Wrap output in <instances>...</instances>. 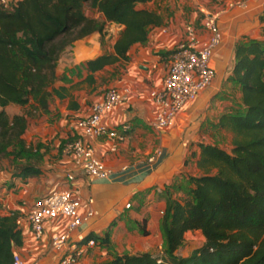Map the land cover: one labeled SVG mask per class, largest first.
I'll return each mask as SVG.
<instances>
[{
  "label": "crops",
  "instance_id": "crops-1",
  "mask_svg": "<svg viewBox=\"0 0 264 264\" xmlns=\"http://www.w3.org/2000/svg\"><path fill=\"white\" fill-rule=\"evenodd\" d=\"M236 2H246L247 6ZM140 7L154 10L164 22L150 26L147 41L134 44L127 59L89 70L90 60L115 53L123 26L107 22L102 32L77 40L62 51L56 63L57 77L48 88L47 110L34 108L33 101L6 107L15 115L34 104L31 108L35 114L25 113L28 127L24 136L27 146L39 148L42 154L37 163L41 173L36 176H19L8 160L0 159V214L19 213L22 243L14 252L23 264L58 263L61 253L53 247L52 238L66 230L68 218L46 219L38 238L28 213L35 199L67 188L83 199L92 198L96 212L72 232L71 241L85 244L90 234L102 238L110 229V243L101 244L98 239L94 246H87L79 264H108L118 254L161 253L167 194L174 199L186 197L188 178L202 174L197 165L200 144L224 147L232 135L219 122L223 114L243 110L241 87L232 79L236 46L264 39V0H154ZM203 10L219 13L222 41L211 61L216 76L194 101L183 106L172 126L157 128L153 121L159 107L150 92L162 88L173 53L186 40V26L202 27ZM85 13L89 18L105 20L96 8L89 6ZM111 87L122 90L124 100L105 115L104 121L117 129L129 125L130 130L122 142L105 135L92 140L97 158L113 170L102 179L87 176L64 147L69 141L84 138L78 121L91 114L92 105ZM10 159L16 165L26 163L14 161L13 156ZM70 172L75 180H67ZM81 214H85L83 209ZM180 252L190 254L182 248Z\"/></svg>",
  "mask_w": 264,
  "mask_h": 264
},
{
  "label": "trees",
  "instance_id": "trees-1",
  "mask_svg": "<svg viewBox=\"0 0 264 264\" xmlns=\"http://www.w3.org/2000/svg\"><path fill=\"white\" fill-rule=\"evenodd\" d=\"M152 1L12 0L9 8L0 6V159L25 160L17 175H39L42 154L27 146V115L11 116L6 107L33 101L34 108L47 110L62 51L102 32L107 22L123 26L115 53L90 60L89 70L127 59L134 44L147 41L149 27L164 22L154 10L140 7ZM86 4L105 20L89 18ZM232 79L241 87L243 110L223 114L219 122L234 135L231 148L200 144L202 174L188 178L186 197L167 194L163 251L118 254L108 264H264V39L237 44ZM18 217L17 211L0 214V264H13L14 247L22 243ZM189 231H201L205 241L184 256L180 250ZM91 239L108 245L110 229L86 241Z\"/></svg>",
  "mask_w": 264,
  "mask_h": 264
},
{
  "label": "built area",
  "instance_id": "built-area-1",
  "mask_svg": "<svg viewBox=\"0 0 264 264\" xmlns=\"http://www.w3.org/2000/svg\"><path fill=\"white\" fill-rule=\"evenodd\" d=\"M11 1L0 0V6L9 8ZM236 4L247 6L246 2H236ZM202 12L204 15L202 27L199 29L193 24L186 26V40L173 53L172 63L162 88L150 92V96L159 107L153 121V125L157 128L172 126L183 106L187 102L194 101L212 84L216 76L211 61L222 41V32L218 23L219 13L207 10ZM201 34H205V37L201 38ZM123 100L122 90L117 87L109 88L104 98L92 105L91 114L78 121V127L82 129L84 138L80 137L65 144V152L75 156L87 176L104 179L113 172L97 158L92 140L103 135L119 142L126 140L130 130L129 125L125 124L121 129H117L110 127L104 121L105 115ZM66 178L72 181L76 176L70 172L66 174ZM92 203V198L83 199L69 188L54 190L32 203L28 219L38 238L44 232L46 219H56L61 216L68 218L66 230L52 238L53 247L61 253L57 264H79L86 247L96 244L93 239L85 244L71 241L72 232L85 219L95 215ZM130 206V203L127 204V207ZM82 209L85 211L84 215L81 214ZM13 264H23L20 255L15 254Z\"/></svg>",
  "mask_w": 264,
  "mask_h": 264
},
{
  "label": "rangeland",
  "instance_id": "rangeland-1",
  "mask_svg": "<svg viewBox=\"0 0 264 264\" xmlns=\"http://www.w3.org/2000/svg\"><path fill=\"white\" fill-rule=\"evenodd\" d=\"M89 9V5L86 4L85 5V10ZM34 104L32 103L31 106H33ZM31 106L29 107H25L24 108V111L25 113L27 112H30L31 114H35V112H33V108H31ZM11 116H13V112L10 111L9 113ZM231 137L230 139L227 140V143L224 145L225 148L227 149H230L231 148V144H232V141H233V133L231 132ZM8 160V165L11 166L13 168V170H15L16 172L20 171V169L22 168V166L24 165L25 162H22L23 164L21 165H16L13 163V161L10 159V156H7V157H2L1 160ZM204 241H205V238L203 236V234L201 233V231H192L191 233H187L185 235V243L182 247V251L184 253H191L193 249L197 248V247H200L204 244Z\"/></svg>",
  "mask_w": 264,
  "mask_h": 264
}]
</instances>
